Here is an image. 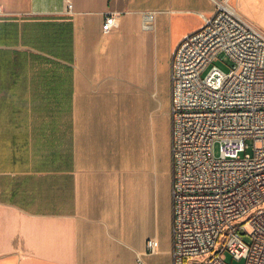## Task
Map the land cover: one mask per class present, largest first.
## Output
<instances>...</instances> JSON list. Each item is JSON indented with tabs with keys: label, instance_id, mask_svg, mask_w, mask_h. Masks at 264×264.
Here are the masks:
<instances>
[{
	"label": "crops",
	"instance_id": "crops-1",
	"mask_svg": "<svg viewBox=\"0 0 264 264\" xmlns=\"http://www.w3.org/2000/svg\"><path fill=\"white\" fill-rule=\"evenodd\" d=\"M213 11L0 0V264H173L171 136L147 92L160 67L170 86L174 49Z\"/></svg>",
	"mask_w": 264,
	"mask_h": 264
},
{
	"label": "built area",
	"instance_id": "built-area-1",
	"mask_svg": "<svg viewBox=\"0 0 264 264\" xmlns=\"http://www.w3.org/2000/svg\"><path fill=\"white\" fill-rule=\"evenodd\" d=\"M211 1L171 56L172 262L264 264V34L231 0ZM114 27L105 13L102 32ZM220 55L226 72L212 66ZM157 249L145 242L147 254Z\"/></svg>",
	"mask_w": 264,
	"mask_h": 264
},
{
	"label": "rangeland",
	"instance_id": "rangeland-1",
	"mask_svg": "<svg viewBox=\"0 0 264 264\" xmlns=\"http://www.w3.org/2000/svg\"><path fill=\"white\" fill-rule=\"evenodd\" d=\"M231 6L240 16L250 23L256 30L264 34V0H231ZM212 66H216L223 72L229 69V62L224 55L219 56V60L214 62ZM148 104L145 107V113L152 118L155 128L158 132L167 133L170 139V86L168 70L164 67L158 69V74L154 76L153 85L147 92ZM251 155V147L246 151ZM244 243L250 244V240L244 238ZM227 264H245V260H233L227 258Z\"/></svg>",
	"mask_w": 264,
	"mask_h": 264
}]
</instances>
